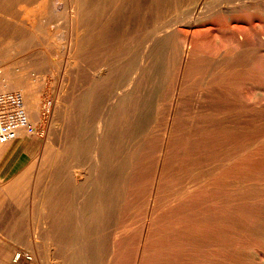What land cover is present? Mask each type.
Masks as SVG:
<instances>
[{"label":"bare ground","instance_id":"1","mask_svg":"<svg viewBox=\"0 0 264 264\" xmlns=\"http://www.w3.org/2000/svg\"><path fill=\"white\" fill-rule=\"evenodd\" d=\"M236 1L0 0V94L14 97L0 122L16 132L0 152L26 136L40 140L6 185L0 178V264H20L22 254L29 264H109L126 248L141 203L139 243L135 255L126 251L139 263L150 220L165 225L174 168L222 136L207 138L204 120L179 123L183 85L201 73L209 102L213 78L247 84L253 109L262 104L254 96L264 91V0ZM248 9L256 14L244 17ZM238 54L243 62L232 64ZM4 205L15 208L9 222Z\"/></svg>","mask_w":264,"mask_h":264},{"label":"rangeland","instance_id":"2","mask_svg":"<svg viewBox=\"0 0 264 264\" xmlns=\"http://www.w3.org/2000/svg\"><path fill=\"white\" fill-rule=\"evenodd\" d=\"M231 1L233 3L237 2L236 0ZM203 8L206 11L208 3H205ZM248 10L245 11L246 13H243L244 17L249 14L247 16L249 18L252 14H256V11ZM213 18L226 19L227 15L214 14ZM188 20L180 21L178 23L179 27L182 28ZM252 39L249 41L250 43L254 41ZM1 48L3 49L2 51L6 49L4 46L0 47V52ZM240 56L242 57V54L230 58L232 64L238 63V61L239 63L243 62L244 59ZM251 60H248L250 64ZM243 67L244 65L237 66L236 69L240 68L241 70ZM34 76H38V72H35ZM200 76L201 73L198 76L199 78L194 76V81H188L183 85V98L181 96L178 107V117H182L183 119H179L181 120L179 123L187 121L190 118L200 121L204 120L205 122L200 123V125L206 126L204 132H206L207 138L211 137L212 132H219L222 136L212 140L204 148L198 147L197 154L192 156V158L191 156L188 158L184 154V159L182 157L183 160L178 164V167L182 164L181 167L174 168V174L171 175L165 185L167 197L165 209L167 207L169 209L165 210L166 214H168H164L166 218L163 229H160L162 233L156 226L157 220L154 223V216L153 220H150L151 223L149 222L153 228L149 225L147 229L148 236L146 242L148 244L145 242V248L147 249L144 248L143 253L145 259H151V262L146 261L143 257L144 255L138 257V261L140 264H264V91L254 96L257 97L256 100H259L256 102L260 103L261 100L262 104H260L261 106L258 105V108L253 109L254 107L251 106V102L255 106V101L251 100L249 103L247 100L248 98L251 99L249 96L252 95L250 85L245 84L241 88L236 86L237 84H234L233 81V83L229 82L231 84L227 83L228 85H226L225 82L224 84L217 81L216 77L213 78V84L214 81L215 84L211 87V99L209 98V102H206L209 95H206L204 92L205 87L201 83ZM231 91L234 94H237L238 91L240 93L238 92L235 96L230 93ZM217 94L218 96H215ZM11 98L14 97L8 94L6 96L0 94V109L4 110L6 104L11 101ZM223 98L224 100H228L224 101ZM237 103L242 104L239 105ZM166 104H169V97H163L160 108L164 109L165 112L169 107ZM182 108L185 109L182 110ZM241 108L245 109L241 110ZM208 112L211 113L209 114ZM206 116H210L212 120ZM184 131H186L185 128ZM230 133L231 135H229ZM225 138H230V140H225ZM39 145L40 140L32 136H26L25 142L22 145L25 150L19 160L23 159L26 155L25 151L28 148L29 154L26 159H23V161L25 160L24 164H26L34 155ZM152 159L153 153L150 155L149 160ZM169 160L173 161L170 157ZM152 163L149 164L150 168L146 170L145 182L147 184L151 182ZM220 172L225 174L220 175ZM12 177H9V179L8 176L1 177L3 184H0L6 185ZM220 177H222V181ZM178 198L179 200H177ZM177 202H181V204ZM125 204L127 205L126 207L130 205L128 198H126ZM7 206L4 205L2 210V222L11 221L12 215L16 213L14 207ZM173 206L174 208L172 209ZM123 211L122 217L126 212L124 209ZM142 212L143 207L139 203L137 214H135L136 216L134 215L135 220L133 219V222L135 221L132 225L135 226L131 229L133 232L131 234L129 231L127 233L130 234L129 236L127 234V237L123 236V238L126 237L127 240L128 238L130 240L128 242L125 240L126 238L124 239L125 241L123 240L124 244L127 242L126 248L121 250V246L117 259L110 260L113 262H109V264H117L118 262L122 264L126 261V264H136L135 254L132 249L139 243L137 242L139 240L137 238L140 232L138 229ZM122 221L123 218L120 226L123 224ZM155 228L158 229L156 230ZM154 232L157 233L155 234ZM154 237L156 242L154 241ZM157 239H160L159 243ZM151 241H154L155 244ZM152 243L156 245L157 250ZM129 246H132L131 249ZM124 251L133 252L134 255L130 254L128 257L129 253H125ZM123 254L126 257L124 261L121 258ZM118 260H122L123 262ZM19 263L29 264L30 259L22 254Z\"/></svg>","mask_w":264,"mask_h":264},{"label":"crops","instance_id":"3","mask_svg":"<svg viewBox=\"0 0 264 264\" xmlns=\"http://www.w3.org/2000/svg\"><path fill=\"white\" fill-rule=\"evenodd\" d=\"M25 138L18 141L17 146L16 144L11 147L6 146L1 149L0 152V178L4 176L8 178L14 173L18 164L20 163L19 158L23 154L25 148L22 147L23 143L25 142ZM10 148V149H9ZM4 149V150H3ZM19 160V161H18ZM18 162V163H17ZM17 163V164H16ZM16 164V165H15ZM2 179V178H1Z\"/></svg>","mask_w":264,"mask_h":264},{"label":"built area","instance_id":"4","mask_svg":"<svg viewBox=\"0 0 264 264\" xmlns=\"http://www.w3.org/2000/svg\"><path fill=\"white\" fill-rule=\"evenodd\" d=\"M13 99L14 98H11L12 103L14 102ZM4 122H0V144L12 140L16 137V132L14 130L13 124H11V121L7 122V124Z\"/></svg>","mask_w":264,"mask_h":264}]
</instances>
